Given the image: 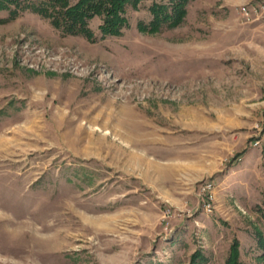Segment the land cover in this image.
I'll return each instance as SVG.
<instances>
[{
	"label": "rangeland",
	"instance_id": "1",
	"mask_svg": "<svg viewBox=\"0 0 264 264\" xmlns=\"http://www.w3.org/2000/svg\"><path fill=\"white\" fill-rule=\"evenodd\" d=\"M256 1L193 0L148 34V0L95 43L0 12V264H226L235 239L264 264Z\"/></svg>",
	"mask_w": 264,
	"mask_h": 264
},
{
	"label": "trees",
	"instance_id": "2",
	"mask_svg": "<svg viewBox=\"0 0 264 264\" xmlns=\"http://www.w3.org/2000/svg\"><path fill=\"white\" fill-rule=\"evenodd\" d=\"M148 0H0V12H8L9 18L2 22L17 20L25 12H33L50 21L51 25L64 36L85 37L95 43L97 36L91 22L99 18L101 39L121 37L130 28L128 7L139 11ZM152 1L149 24L139 22L137 28L142 33L158 34L166 29H174L185 21L188 7L193 0ZM257 241L264 260V236L258 232ZM206 262L198 251L190 264ZM226 264H244L240 261V241L234 240Z\"/></svg>",
	"mask_w": 264,
	"mask_h": 264
},
{
	"label": "built area",
	"instance_id": "3",
	"mask_svg": "<svg viewBox=\"0 0 264 264\" xmlns=\"http://www.w3.org/2000/svg\"><path fill=\"white\" fill-rule=\"evenodd\" d=\"M241 14L245 22H255L264 20V0H258L251 5H245L241 9ZM208 211H211V203L206 206Z\"/></svg>",
	"mask_w": 264,
	"mask_h": 264
}]
</instances>
